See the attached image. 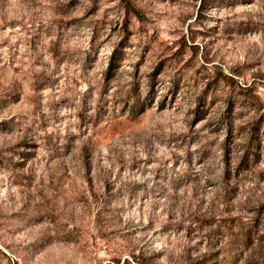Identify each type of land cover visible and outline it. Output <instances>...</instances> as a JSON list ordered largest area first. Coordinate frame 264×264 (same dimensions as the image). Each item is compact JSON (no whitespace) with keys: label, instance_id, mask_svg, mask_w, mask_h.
I'll return each mask as SVG.
<instances>
[{"label":"rangeland","instance_id":"rangeland-1","mask_svg":"<svg viewBox=\"0 0 264 264\" xmlns=\"http://www.w3.org/2000/svg\"><path fill=\"white\" fill-rule=\"evenodd\" d=\"M0 264H264V0H0Z\"/></svg>","mask_w":264,"mask_h":264},{"label":"trees","instance_id":"trees-1","mask_svg":"<svg viewBox=\"0 0 264 264\" xmlns=\"http://www.w3.org/2000/svg\"><path fill=\"white\" fill-rule=\"evenodd\" d=\"M110 64H111V65L113 64V63H112V61H111V63H110Z\"/></svg>","mask_w":264,"mask_h":264}]
</instances>
